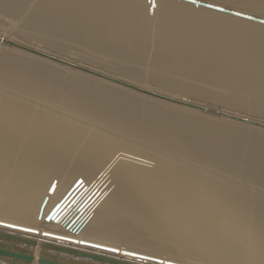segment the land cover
<instances>
[{"label":"bare ground","instance_id":"1","mask_svg":"<svg viewBox=\"0 0 264 264\" xmlns=\"http://www.w3.org/2000/svg\"><path fill=\"white\" fill-rule=\"evenodd\" d=\"M0 38V264H264V128L110 78L264 116V0H0Z\"/></svg>","mask_w":264,"mask_h":264},{"label":"water","instance_id":"2","mask_svg":"<svg viewBox=\"0 0 264 264\" xmlns=\"http://www.w3.org/2000/svg\"><path fill=\"white\" fill-rule=\"evenodd\" d=\"M0 40L4 41L3 38H0ZM23 48L28 49V50H30L32 52H35V53H37L39 55L48 57V58H50L52 60H55L57 62L64 63V64H67V65H70V66H74V67H78V66H75V65H73V64H71V63H69V62H67L65 60H62L60 58H57V57H54V56H50V55L44 54V53L36 51V50H32V49H30L28 47H24L23 46ZM78 68L84 70V68H81V67H78ZM125 85L129 86L131 88H134V89H136L138 91H142V92H145L147 94H151V95H154V96H157V97H160V98H165V99L177 102V103L186 104V105H190V106H194V107H198V108L204 109L203 107L195 106V105L190 104V103H188L186 101L172 100V99L166 98L164 96H160V95L154 94L152 92H148V91L142 90V89L137 88L135 86H130V85H127V84H125ZM216 114L222 115V116H227V117L235 119V120H239V121H243V122H247V123H251V124H255V125H259V126L264 127V122L251 120V119H248L246 117L234 116V115L227 114V113H224V112H221V111H217ZM0 224L8 226V227H11V228H17V229H20V230H23V231H34V232L37 231V230H34V229H30V228H26V227L14 225V224H9V223L0 222ZM43 234L44 235H48V236H52V237L63 238V239H66V240H70L72 242H79L81 244L90 245V246H94V247L105 249V250L113 251V249H115V248L102 246V245H99V244H94V243H90V242H86V241H78V240L70 238V237H64V236L56 235V234H53V233L43 232ZM0 237L9 238V239H18V238H12V237L6 236V235H4L2 233H0ZM25 241H31V240L26 239ZM44 245L46 247L52 248L54 250H59L61 252H65V253H68V254H75V255H78V256L91 258V259H94V260H98L100 262H108V263H111V264H131V263H126L124 261H120V260H116V259H112V258H107L105 256H98V255L89 254V253H85V252H79L77 250H73V249H69V248H63V247H60V246H54V245H50V244H44ZM113 252H118V250L116 249V251H113ZM126 252H129V251H122L121 253L125 254ZM0 253L11 255L13 259L19 258L23 262H26V261L30 260V256L29 255H25V254H22L20 252L13 251V250L7 248V246L1 245V244H0ZM138 257H139L138 259H141V258L146 259L147 258V259H152V260L161 262V259L151 258V257H147V256L140 255V254H138ZM38 262L40 264H73V263H70V262L60 263V262H56V261H53V260H47V259H44V258H39ZM164 263L165 264H178V263H173V262H170V261H165Z\"/></svg>","mask_w":264,"mask_h":264},{"label":"rangeland","instance_id":"3","mask_svg":"<svg viewBox=\"0 0 264 264\" xmlns=\"http://www.w3.org/2000/svg\"><path fill=\"white\" fill-rule=\"evenodd\" d=\"M33 42V41H32ZM35 42V41H34ZM28 43V42H27ZM31 43V42H30ZM36 43V42H35ZM14 46H17V47H20L19 45H21V44H17V43H12ZM34 48V47H33ZM35 49H37V48H35ZM58 57H60V58H63L64 60H66V61H69L68 59H67V57H63V56H60V55H58ZM84 65H87V67L89 68L90 66L91 67H93L94 65H89L88 63H79L78 62V67H86V66H84ZM96 69V68H95ZM117 75V74H116ZM110 78L111 79H115L116 80V82H121V81H123V82H121V83H128V84H130L131 86H135V87H137V88H140V89H145V87H142V85L140 84V83H132V81H129L127 78H124V77H122V76H115L114 74H111L110 75ZM148 92H152V93H154V94H156L157 92H156V90H158L159 91V89H151V91L149 90V89H146ZM160 91H162V90H160ZM163 93H165V94H170V95H177V94H175V93H173V92H166V91H162ZM144 94H146V95H148V96H153V95H150V94H147V93H144ZM157 95H160V96H164V94H157ZM153 97H155V96H153ZM178 97L179 98H177V100H179V101H186V102H188V103H190V104H193V105H195V106H199V107H203L204 109H201V108H198V107H194V106H190V105H186V104H182L183 106H185V107H188V108H191V109H194V110H199V111H203V112H210V113H212V114H216V112L217 111H221V112H224V110H226L224 113H227V114H231V115H234V116H240V117H246V118H248L249 119V117H251L250 119L251 120H256V121H260V122H264V116H260V115H254V114H247V113H244V112H242V111H238V110H235V109H231V108H226L225 106H221L220 104H213V103H209L208 101H206V100H203V99H200V98H196V97H192V96H188V97H186V95H178ZM159 98V97H158ZM163 99V98H162ZM179 104V103H178ZM210 105V107L208 108V107H206L205 105ZM180 105H181V103H180ZM211 106H213V108H211ZM215 108V109H214ZM228 111V112H227ZM230 112V113H229ZM216 115H218V114H216ZM219 116H222V115H219ZM248 116V117H247ZM223 117H226V116H223ZM227 118H229V117H227ZM230 119H232V118H230ZM232 120H234V121H236V122H239V123H243V124H249V125H254V126H256V127H262V126H259V125H255V124H251V123H247V122H243V121H239V120H235V119H232ZM262 128H264V127H262ZM46 247V246H45ZM101 253V252H100ZM163 256H165V257H172V258H177L175 255H172V254H164ZM3 258H5V257H3ZM4 260H6V259H4ZM8 261V260H7ZM57 262V261H56ZM68 262H70V263H72L71 261H68ZM77 264H79V263H77Z\"/></svg>","mask_w":264,"mask_h":264},{"label":"snow or ice","instance_id":"4","mask_svg":"<svg viewBox=\"0 0 264 264\" xmlns=\"http://www.w3.org/2000/svg\"><path fill=\"white\" fill-rule=\"evenodd\" d=\"M207 7H209V8H214V7H216L215 5H212V4H209V5H207ZM219 11H223L224 9H222V8H220V9H218ZM236 15H241V13H236ZM84 184V180H77L76 182H75V186H82ZM54 189H55V185H53V188L52 189H50V191H54ZM113 251H116V249H113ZM125 255H128V256H130V257H137V258H139L138 257V254L137 253H133V252H126L125 253Z\"/></svg>","mask_w":264,"mask_h":264}]
</instances>
